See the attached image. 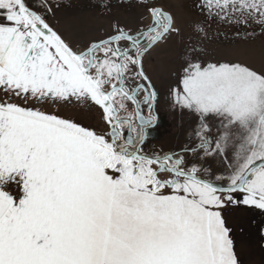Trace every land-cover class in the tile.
I'll list each match as a JSON object with an SVG mask.
<instances>
[{"label":"snow or ice","instance_id":"obj_1","mask_svg":"<svg viewBox=\"0 0 264 264\" xmlns=\"http://www.w3.org/2000/svg\"><path fill=\"white\" fill-rule=\"evenodd\" d=\"M36 6L0 0V264H238L213 209L227 202L264 210V71L187 61L170 95L173 107L197 115L189 133L196 142L148 154L157 93L143 57L179 34L172 15L148 7L150 22L135 34L114 25L73 49ZM199 6L221 21L264 26V0ZM12 97L91 102L108 128L98 133ZM186 153L199 159L189 163ZM209 159L216 173L204 167Z\"/></svg>","mask_w":264,"mask_h":264},{"label":"rangeland","instance_id":"obj_2","mask_svg":"<svg viewBox=\"0 0 264 264\" xmlns=\"http://www.w3.org/2000/svg\"><path fill=\"white\" fill-rule=\"evenodd\" d=\"M45 2L52 7L51 12L36 6ZM27 3L36 6L35 11L45 14L46 22L73 49L83 48L92 41L111 35L114 25L135 32L150 22L148 7H161L172 15L179 34L167 36L143 59L159 92V121L150 138V149L156 153L184 148L196 142L189 133L198 123L197 115L187 109L173 107L170 95V89L179 85L187 61L241 63L257 72L264 71V26L251 20L229 23L210 17L209 12L199 6L202 0H27ZM197 25L203 31H199ZM3 98L4 93L0 91V99ZM11 102L39 107L95 131L107 130L99 123L101 108L91 102L88 106L51 101L37 103L17 97H12ZM187 154L185 159L189 163L199 159ZM204 167H211L216 173L217 165L213 160L205 161ZM233 195L242 199L240 193ZM213 210L221 213L225 226L230 230L238 264H264V210L227 202Z\"/></svg>","mask_w":264,"mask_h":264},{"label":"flooded vegetation","instance_id":"obj_3","mask_svg":"<svg viewBox=\"0 0 264 264\" xmlns=\"http://www.w3.org/2000/svg\"><path fill=\"white\" fill-rule=\"evenodd\" d=\"M137 31V30H136ZM135 31V32H136ZM135 32H133V34H135ZM122 44H124L125 46H127V42H124V41H122L121 42ZM146 56V54L144 55V57ZM144 57H143V59H144ZM143 69H144V72H145V74L148 76V78H149V80L151 81V84L153 85V88L155 89V91H156V93H157V99H156V101H155V107H154V109H153V113H154V115L156 116V121H155V123H154V125L149 129V132H148V138H147V140H146V142H145V144H144V148H143V150H144V152L145 153H148V154H153V153H156V152H154V151H151V149H150V146L152 145V141H150V138L152 137V135H153V132L156 130V128H157V126H158V121H159V118H158V101H159V92H158V90H157V87L154 85V83H153V80H152V78H151V76H150V74H149V72H148V69H147V65H145L144 64V61H143ZM129 79H130V84H129V86L130 87H136V83H137V81L136 80H134V79H131V76L129 75ZM146 83V82H145ZM143 96H144V93L143 92H139L138 93V95H137V99H139V100H143ZM127 103V108H128V110H129V112H132V111H134V109H135V105H133L131 102H126ZM142 108H143V112H144V114L145 115H147L148 114V107H147V105H142L141 106ZM102 110V109H101ZM100 115V114H99ZM101 115H102V119H99V123L101 124L100 126H102L103 125V127H107L108 128V126H107V124L104 122V120H103V111H102V113H101ZM120 115L121 116H124L125 115V112L123 111V110H121V112H120ZM97 127V126H96ZM100 127H97V129H99ZM102 130V129H101ZM96 132H102V131H98V130H96ZM182 148H178V149H175V150H171V151H168V152H179L180 150H181ZM187 155H191V153H188Z\"/></svg>","mask_w":264,"mask_h":264},{"label":"water","instance_id":"obj_4","mask_svg":"<svg viewBox=\"0 0 264 264\" xmlns=\"http://www.w3.org/2000/svg\"><path fill=\"white\" fill-rule=\"evenodd\" d=\"M158 8H161V7H158ZM162 9V8H161ZM165 11V10H164ZM166 12V11H165ZM54 30V29H53ZM106 38V37H105ZM102 39H104V38H102ZM223 186V185H222Z\"/></svg>","mask_w":264,"mask_h":264},{"label":"trees","instance_id":"obj_5","mask_svg":"<svg viewBox=\"0 0 264 264\" xmlns=\"http://www.w3.org/2000/svg\"><path fill=\"white\" fill-rule=\"evenodd\" d=\"M31 6V5H30Z\"/></svg>","mask_w":264,"mask_h":264}]
</instances>
